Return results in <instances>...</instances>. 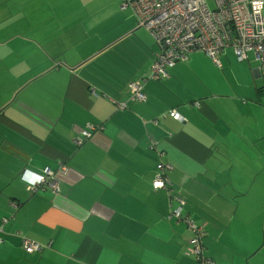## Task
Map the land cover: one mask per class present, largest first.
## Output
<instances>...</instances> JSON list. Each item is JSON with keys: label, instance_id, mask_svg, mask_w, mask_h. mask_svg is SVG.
<instances>
[{"label": "crops", "instance_id": "0c3cea01", "mask_svg": "<svg viewBox=\"0 0 264 264\" xmlns=\"http://www.w3.org/2000/svg\"><path fill=\"white\" fill-rule=\"evenodd\" d=\"M121 4L0 0V264H205L153 189L161 165L207 258L264 264L260 62L194 53L151 79L159 47ZM90 126L103 130L75 144ZM61 164L56 194L28 191Z\"/></svg>", "mask_w": 264, "mask_h": 264}, {"label": "built area", "instance_id": "2783aa9c", "mask_svg": "<svg viewBox=\"0 0 264 264\" xmlns=\"http://www.w3.org/2000/svg\"><path fill=\"white\" fill-rule=\"evenodd\" d=\"M214 1L216 6L211 9L207 0H122L121 9L130 8L140 28L150 33L159 47L151 68V79L166 76L168 68L194 53L205 54L222 69L220 56L227 50H233L238 62L247 61L249 53L255 55L260 62V75L264 82V0ZM129 88L133 99L146 101L143 84L133 82ZM262 93L264 95V87ZM169 113L174 120L183 121L179 112L170 110ZM98 130L103 128L90 126L87 130L73 134L72 141L77 145L84 144ZM160 169L161 172L153 182V189L164 191L177 201V206L171 209L170 217L184 221L194 233L192 248L186 255L200 256L205 264H214L213 260L204 255L203 228L184 216L185 202L177 196L165 174V170H171L172 167L161 165ZM67 171L65 164H61L57 170L44 169L41 174L33 177L28 191L36 194L52 190L56 194ZM24 246L28 253L43 250L33 241H25Z\"/></svg>", "mask_w": 264, "mask_h": 264}, {"label": "rangeland", "instance_id": "374dc122", "mask_svg": "<svg viewBox=\"0 0 264 264\" xmlns=\"http://www.w3.org/2000/svg\"><path fill=\"white\" fill-rule=\"evenodd\" d=\"M208 5L210 6L211 9L215 8V1L214 0H207Z\"/></svg>", "mask_w": 264, "mask_h": 264}]
</instances>
